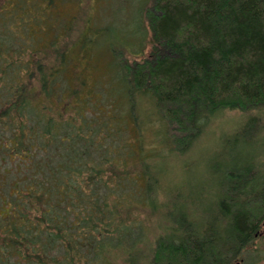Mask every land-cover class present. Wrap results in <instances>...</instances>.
<instances>
[{
	"label": "trees",
	"instance_id": "16d2710c",
	"mask_svg": "<svg viewBox=\"0 0 264 264\" xmlns=\"http://www.w3.org/2000/svg\"><path fill=\"white\" fill-rule=\"evenodd\" d=\"M140 4L138 36L74 37L58 0H0V264L264 258L259 119L186 160L216 114L264 110V0Z\"/></svg>",
	"mask_w": 264,
	"mask_h": 264
},
{
	"label": "rangeland",
	"instance_id": "374dc122",
	"mask_svg": "<svg viewBox=\"0 0 264 264\" xmlns=\"http://www.w3.org/2000/svg\"><path fill=\"white\" fill-rule=\"evenodd\" d=\"M141 4L140 0H58V10H56L67 16L72 14L79 15L80 20L74 30V37L78 35L80 30L85 26L88 16L97 17L98 20H101L103 16V21L117 23V29L123 26L126 29L123 27L121 28L126 33L128 31L131 34L135 32L134 36H138V32L141 31L142 27L141 19L138 18ZM126 24H128L129 28L126 27ZM146 27L150 30V26L148 24H146ZM148 47L149 44L146 45V49ZM103 61L104 60H100L99 62ZM98 74H100V72H96V75ZM255 118L259 119L257 121L264 126L263 109H256L250 112H243L240 110H226L223 113L216 114L211 118L210 123L205 128L203 135L200 136V138L195 143L193 151L186 156V160H200V157H202L201 153L206 152L208 149H213L211 146L214 144V142L223 134L230 132L234 125L236 128L239 124L248 122ZM218 160L222 165H227V163L230 161L224 158H219ZM200 161L207 163L204 158H202ZM220 175L221 173H218V176ZM218 178L216 179L218 180ZM214 185L215 183L213 182L212 184L207 185V188L214 187ZM256 247L262 248L260 239L255 240L253 245H251L250 248L245 252V257L238 260L237 264H250V256L253 254ZM257 259L258 257H255L252 263H254ZM255 264H264V258L260 261H257Z\"/></svg>",
	"mask_w": 264,
	"mask_h": 264
}]
</instances>
